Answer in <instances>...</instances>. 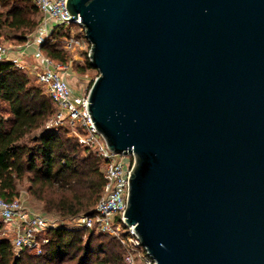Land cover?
I'll use <instances>...</instances> for the list:
<instances>
[{
	"label": "water",
	"instance_id": "95a60500",
	"mask_svg": "<svg viewBox=\"0 0 264 264\" xmlns=\"http://www.w3.org/2000/svg\"><path fill=\"white\" fill-rule=\"evenodd\" d=\"M96 131L132 153L126 226L155 264H264V0H66ZM63 20H69L64 19Z\"/></svg>",
	"mask_w": 264,
	"mask_h": 264
},
{
	"label": "trees",
	"instance_id": "16d2710c",
	"mask_svg": "<svg viewBox=\"0 0 264 264\" xmlns=\"http://www.w3.org/2000/svg\"><path fill=\"white\" fill-rule=\"evenodd\" d=\"M40 23L31 0H0V36L22 46ZM66 36L67 31L54 30L40 45L41 54L61 66L73 64L70 51L61 44ZM87 69H93L87 58L83 66H76V71ZM44 92L32 87L28 75L12 62L0 63V198L13 199L18 185L27 183L28 194L42 204V211L65 226L89 213L99 199L103 162L68 138L64 129H45L55 108ZM85 234L83 239V231L51 230L41 255H15L10 241L2 237L0 264H126L114 238L94 231Z\"/></svg>",
	"mask_w": 264,
	"mask_h": 264
},
{
	"label": "built area",
	"instance_id": "2783aa9c",
	"mask_svg": "<svg viewBox=\"0 0 264 264\" xmlns=\"http://www.w3.org/2000/svg\"><path fill=\"white\" fill-rule=\"evenodd\" d=\"M41 16L40 33L33 41L19 46L20 57L24 50L35 46L40 55V45L54 30L67 31L61 42L70 51H82L87 57L90 43L86 39L80 19H70L65 8L66 0H31ZM69 19V20H63ZM77 28V31H76ZM9 48L0 44V63L8 61ZM41 63L30 68L21 65L23 60L12 63L20 70L26 69L34 74L36 82L44 89L55 108V113L45 123L46 130L64 129L67 137L75 139L82 147L88 148L103 162L104 186L92 210L70 223L59 224L48 220L43 214L27 206L23 196L11 200L0 198V226L4 237L11 243L15 255L23 251L41 255L49 244L48 232L65 227L68 230L83 231L85 239L88 231L114 238L124 251L126 264H155L154 260L141 246L133 226H126L124 212L127 208L128 179L133 168L132 153L114 154L106 146L102 136L96 131L87 110V91L75 94L64 77V66L53 63L41 55ZM97 78V77H96ZM94 78V80L96 79Z\"/></svg>",
	"mask_w": 264,
	"mask_h": 264
},
{
	"label": "rangeland",
	"instance_id": "374dc122",
	"mask_svg": "<svg viewBox=\"0 0 264 264\" xmlns=\"http://www.w3.org/2000/svg\"><path fill=\"white\" fill-rule=\"evenodd\" d=\"M76 31H77V28H76ZM35 35L36 34L34 32L32 35L29 36L28 40L33 41L35 39ZM0 44L9 48L10 53H13L14 55H16L19 52L20 50L19 46H21V44L17 43L15 39L7 38L4 35L0 36ZM70 53H71L70 57L72 58V61H74V63L71 64L72 63L71 62L68 64V66L63 67L64 69L63 75L66 78L71 89H73L74 91H80V90L82 92L87 91L89 90L90 86L94 82V78L98 77L99 75L98 71L95 69H87L84 72L76 71V66L77 65L83 66L86 58L88 59V57L82 51H76V52H70ZM24 58L25 59L23 60L21 65H24L25 67H28V68L35 65V64L31 65L30 60L27 59L26 56ZM22 71H24L28 75L29 80H30V85L32 87L40 88L44 92L43 88L36 82L34 74H30L29 73L30 71H27L26 69ZM81 155H84V154L81 153ZM100 171H102V168H100ZM27 185H28L27 183H22L18 185V195L17 196H23L24 199L26 200V204L28 207H30L31 209H33L34 211L38 213L43 214L48 220L57 221V223L59 224H64L63 222H61L54 216L46 214L42 211V204L38 201L33 200L31 196L28 194ZM2 237H4V232H3L2 226H0V238ZM136 264H142V263L140 261H137Z\"/></svg>",
	"mask_w": 264,
	"mask_h": 264
},
{
	"label": "crops",
	"instance_id": "0c3cea01",
	"mask_svg": "<svg viewBox=\"0 0 264 264\" xmlns=\"http://www.w3.org/2000/svg\"><path fill=\"white\" fill-rule=\"evenodd\" d=\"M40 32H41V30H40V26H39L37 28V30L35 31V34L36 33H40ZM37 52H38L37 48L35 46H32V47L24 50L23 56L20 57L21 53H20V50H19V52L16 55H14L13 53H10L9 56H8V61L13 62L14 60H17L19 58H20V60H24L25 59L24 57L26 56L27 59L30 60L31 65L40 64L41 63V58L40 57H41L42 54L40 53V55H39ZM73 92L75 94H78V95L83 94V92L81 90L80 91H74L73 90Z\"/></svg>",
	"mask_w": 264,
	"mask_h": 264
}]
</instances>
